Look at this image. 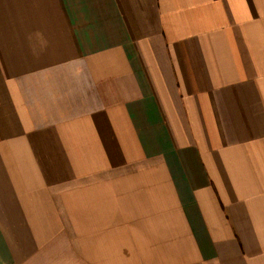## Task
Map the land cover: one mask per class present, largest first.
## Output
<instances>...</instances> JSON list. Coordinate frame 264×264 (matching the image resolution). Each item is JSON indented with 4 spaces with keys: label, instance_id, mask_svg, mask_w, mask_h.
<instances>
[{
    "label": "crops",
    "instance_id": "0c3cea01",
    "mask_svg": "<svg viewBox=\"0 0 264 264\" xmlns=\"http://www.w3.org/2000/svg\"><path fill=\"white\" fill-rule=\"evenodd\" d=\"M0 264H264V0H0Z\"/></svg>",
    "mask_w": 264,
    "mask_h": 264
}]
</instances>
